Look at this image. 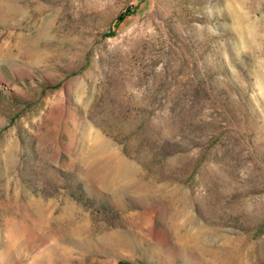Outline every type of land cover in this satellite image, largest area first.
Listing matches in <instances>:
<instances>
[{
    "label": "rangeland",
    "instance_id": "374dc122",
    "mask_svg": "<svg viewBox=\"0 0 264 264\" xmlns=\"http://www.w3.org/2000/svg\"><path fill=\"white\" fill-rule=\"evenodd\" d=\"M0 264H264V0H0Z\"/></svg>",
    "mask_w": 264,
    "mask_h": 264
},
{
    "label": "bare ground",
    "instance_id": "6f19581e",
    "mask_svg": "<svg viewBox=\"0 0 264 264\" xmlns=\"http://www.w3.org/2000/svg\"><path fill=\"white\" fill-rule=\"evenodd\" d=\"M114 179H115V178H114ZM115 181L117 182V180H113V181H112V184H115ZM112 184H111V185H112ZM181 233H182V232H181ZM189 235H190V234H189ZM189 238H190V237H189ZM9 243H10V242H9ZM12 244H13V243H12ZM9 245H10V244H9ZM7 248H8V247H7Z\"/></svg>",
    "mask_w": 264,
    "mask_h": 264
}]
</instances>
